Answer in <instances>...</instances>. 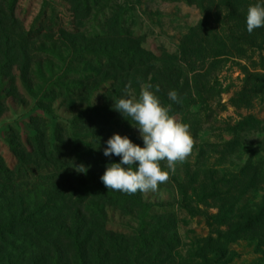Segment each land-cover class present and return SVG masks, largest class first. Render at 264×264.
<instances>
[{"label": "rangeland", "instance_id": "obj_1", "mask_svg": "<svg viewBox=\"0 0 264 264\" xmlns=\"http://www.w3.org/2000/svg\"><path fill=\"white\" fill-rule=\"evenodd\" d=\"M123 2L115 0L113 5ZM130 3L123 13L124 28L159 61L160 72L148 84L163 105L171 106L170 114L190 126L194 146L157 191L141 193L147 210L108 207L109 231L126 238L143 229L152 234L157 222L171 216L179 241L175 264H264V27L249 34L239 18L243 10L228 0H205L204 10L186 1ZM46 13L49 19L56 17L58 32L79 27L89 35H101L111 12L95 13L74 25L71 7L62 0H19L16 11L28 30L47 25ZM46 48L53 54L35 65L30 90L19 85L26 103L10 99L0 120V157L12 170L18 164L15 149L19 145L32 149L37 133H47L48 141L56 138L55 133H65L62 141L68 154L75 149L81 155L89 151V135L69 123L84 107L70 109L57 102L52 116L36 110L37 100L66 71L71 56L52 44ZM107 89L108 85L102 86L89 104L100 106ZM172 89L178 93V103L168 97ZM132 92L138 96L140 89ZM113 134L143 147L131 124L115 125ZM105 147L94 145L93 152L104 155ZM101 159L118 163L121 158ZM161 166L167 170L166 162ZM36 196L33 193L29 199ZM230 220L236 230L245 231L237 242L225 238L232 232ZM13 255L16 258L18 252L13 250Z\"/></svg>", "mask_w": 264, "mask_h": 264}, {"label": "trees", "instance_id": "obj_2", "mask_svg": "<svg viewBox=\"0 0 264 264\" xmlns=\"http://www.w3.org/2000/svg\"><path fill=\"white\" fill-rule=\"evenodd\" d=\"M62 1L71 7L74 25L109 10L105 31L89 35L76 27L58 32L56 17L49 19L47 13V25L41 24V19L39 30H28L16 14L19 0H0V120L9 110L10 99L26 103L19 85L30 90L35 65L53 54L46 48L52 44L68 51L70 62L46 87L36 110L52 116L57 102L70 109L84 107L69 123L79 133L89 135V151L81 155L75 149L68 154L62 141L65 133H55L52 141L47 133H37L31 140L32 149L23 145L15 149V169L7 167L0 157V264H175L179 241L173 217L157 222L152 234L143 229L139 235L126 238L109 231L108 207L143 212L148 205L141 192L108 190L100 177L112 161L100 160L111 157L93 152L94 145L107 147L115 125L130 124L113 109L114 101L124 95L126 85L130 84L132 91L139 90L159 74L158 58L124 28L123 13L130 8V0L115 5V0ZM170 1H186L204 10L205 0ZM257 2L264 0H228L243 10L239 18L244 22L248 7ZM168 75L172 77L173 72ZM104 85L108 89L103 103L90 105L93 94ZM81 164L88 169L86 174L75 171L74 166ZM33 193L37 196L30 200ZM228 224L232 232L225 238L237 242L245 231L236 230L233 220ZM13 250L18 252L16 258Z\"/></svg>", "mask_w": 264, "mask_h": 264}, {"label": "clouds", "instance_id": "obj_3", "mask_svg": "<svg viewBox=\"0 0 264 264\" xmlns=\"http://www.w3.org/2000/svg\"><path fill=\"white\" fill-rule=\"evenodd\" d=\"M246 26L249 34L264 27V3L248 7ZM152 88L151 84H142L136 96L131 85H126L124 95L114 101L113 109L138 129L143 147L120 134H113L106 141L103 154L121 158L118 163L108 164L100 177L108 190L125 194L155 192L169 180L170 172L175 173L177 164L191 155L194 140L190 126L171 115V106L163 105ZM168 97L179 102L175 90L170 91ZM161 162H166L167 170L162 168ZM74 167L78 173H87L83 164Z\"/></svg>", "mask_w": 264, "mask_h": 264}]
</instances>
